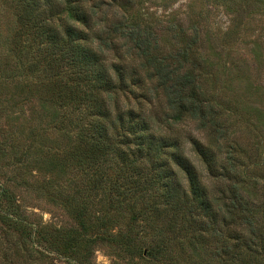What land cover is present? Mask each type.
Wrapping results in <instances>:
<instances>
[{
  "label": "trees",
  "instance_id": "1",
  "mask_svg": "<svg viewBox=\"0 0 264 264\" xmlns=\"http://www.w3.org/2000/svg\"><path fill=\"white\" fill-rule=\"evenodd\" d=\"M111 1L3 0L14 28L0 63V94L13 80L38 93L54 113L36 131L72 137L61 151L41 146L52 150L54 171L73 175L68 187L50 183L45 192L61 201L75 227L29 223L0 183V224L7 227L0 250L14 251L0 264H41L50 255L95 264L96 246L132 264H264V205L245 196L244 185L257 183L231 157L238 146L230 142L226 103L204 88L194 52L164 53L149 25L120 15L126 7ZM106 8L115 10L112 18ZM107 53L115 63L107 65ZM122 58L134 62L129 80ZM123 95L148 104L161 98L165 122L194 123L206 144L190 139L191 149L223 190L211 193L179 141L160 135L148 113L123 109ZM8 146L23 167L31 146L18 147L15 137Z\"/></svg>",
  "mask_w": 264,
  "mask_h": 264
},
{
  "label": "rangeland",
  "instance_id": "2",
  "mask_svg": "<svg viewBox=\"0 0 264 264\" xmlns=\"http://www.w3.org/2000/svg\"><path fill=\"white\" fill-rule=\"evenodd\" d=\"M92 1H103L106 5L113 3L111 0ZM120 3L126 7L121 12L119 10L120 15L132 17L153 29L161 51L176 54L186 49L195 53L197 62L201 61L200 65L205 69L202 78L204 88L218 101L226 103L223 113L229 126L230 142L238 146L231 149V157L241 162L239 169H243V175L248 177L246 180L257 183L255 189L250 184L244 185L245 196L261 209L264 205V0H120ZM114 12L111 9L110 14L108 10L110 18ZM13 26L12 11L0 0L2 64L7 55L6 41L11 36ZM195 39L197 42L193 44ZM120 42L118 55L125 52L126 43ZM114 58L113 53H107V65ZM121 61L129 80L134 62L132 64L128 59L124 61V58ZM7 84L0 94V183L18 202L22 216L29 223L59 229L75 227L61 201L45 192V186L50 183L68 187L73 175L54 171L49 155L52 150L46 151L41 146L48 143L61 151L68 146L72 137L62 132L42 135L36 131L47 119H52L53 108L49 104L43 106L38 93L28 91L16 80ZM153 99L148 104L147 99L134 100L133 96L123 95L119 103L123 109L132 107L148 113L160 135L179 141L183 153L193 163L209 191L215 195L220 193L223 187L219 180L208 174L191 149L190 139L205 146L204 134L190 121L169 125L164 120L162 99ZM12 137H15L18 147L31 146L23 167L13 163L14 154L8 148ZM216 157L221 161L226 154ZM181 181L186 186L182 178ZM258 219L261 228L264 227V214L260 213ZM5 228L0 224V229ZM233 228L238 230L236 225ZM0 243H4L1 238ZM6 248L4 245L0 250V258L6 254L13 258V249ZM92 261L95 264H132L115 259L105 246L95 247ZM41 264L67 263L61 257L50 255L49 260Z\"/></svg>",
  "mask_w": 264,
  "mask_h": 264
}]
</instances>
